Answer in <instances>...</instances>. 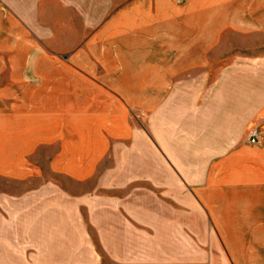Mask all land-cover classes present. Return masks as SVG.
<instances>
[{
  "label": "crops",
  "instance_id": "crops-1",
  "mask_svg": "<svg viewBox=\"0 0 264 264\" xmlns=\"http://www.w3.org/2000/svg\"><path fill=\"white\" fill-rule=\"evenodd\" d=\"M0 181V264H264V0H0Z\"/></svg>",
  "mask_w": 264,
  "mask_h": 264
},
{
  "label": "built area",
  "instance_id": "built-area-1",
  "mask_svg": "<svg viewBox=\"0 0 264 264\" xmlns=\"http://www.w3.org/2000/svg\"><path fill=\"white\" fill-rule=\"evenodd\" d=\"M261 139L262 132L259 129L255 128L251 130L248 138V141L251 145H259L261 143Z\"/></svg>",
  "mask_w": 264,
  "mask_h": 264
},
{
  "label": "rangeland",
  "instance_id": "rangeland-1",
  "mask_svg": "<svg viewBox=\"0 0 264 264\" xmlns=\"http://www.w3.org/2000/svg\"><path fill=\"white\" fill-rule=\"evenodd\" d=\"M141 165H143V166H152L153 165V161L149 157L148 158H144V159H142V164Z\"/></svg>",
  "mask_w": 264,
  "mask_h": 264
}]
</instances>
